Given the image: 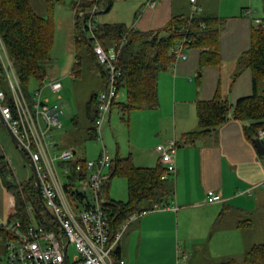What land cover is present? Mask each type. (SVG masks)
I'll list each match as a JSON object with an SVG mask.
<instances>
[{
	"label": "crops",
	"instance_id": "1",
	"mask_svg": "<svg viewBox=\"0 0 264 264\" xmlns=\"http://www.w3.org/2000/svg\"><path fill=\"white\" fill-rule=\"evenodd\" d=\"M173 1L145 0L132 28L140 31L162 28L176 15L175 8L180 9V3L174 8ZM201 3L206 5L208 0H197L202 15L225 20L219 33L222 63L220 66L204 68L197 78L199 50H186V59L177 60L171 70L161 72L158 76V107L138 110L141 114L138 117V129L132 132L135 138L132 142L130 140V147L125 149L126 155L121 158H130L133 165L139 168H152L158 163L165 167L156 152V146L175 140L178 144L173 155L175 171L166 179L173 189V196L168 205L154 207V210L126 223L117 245L119 264L120 261L122 264H178V247L187 253L186 264H201L204 256H208L211 264H234L231 258L233 252L239 253L244 249L241 245V228L250 229L253 224L237 221L223 228L227 217L252 216L264 209V156L259 155L254 143L246 139L243 131L246 123L230 118L193 144H182L183 135L197 129V101L211 100L218 83L221 84L222 97L230 104L252 92V76L248 69L241 70L231 88L229 84L239 57L250 47L252 20L261 18L252 8L253 0H235L224 13L221 6L215 13L212 8L205 10ZM248 10H251L250 14H246ZM102 80L101 90L104 87ZM130 117L128 114L126 118L131 131ZM261 140L264 144V133ZM0 147L5 155L8 152V163L14 160L17 163L18 159H14L1 131ZM14 171L16 173L17 170ZM23 174L26 175L25 172ZM208 191L219 195L222 202L208 203ZM105 196L119 201L111 199L108 190ZM8 198L9 194L0 182V223L10 218ZM220 213H223L221 217ZM216 232L226 233L223 234V241L225 244L230 243L231 247L217 252L212 243Z\"/></svg>",
	"mask_w": 264,
	"mask_h": 264
},
{
	"label": "trees",
	"instance_id": "2",
	"mask_svg": "<svg viewBox=\"0 0 264 264\" xmlns=\"http://www.w3.org/2000/svg\"><path fill=\"white\" fill-rule=\"evenodd\" d=\"M93 4L94 0H79L71 4L74 17V63L70 74L73 79L80 75L84 59L98 65L86 38V31L80 28L82 22L76 20L74 14L76 10L91 9ZM98 4L100 9L109 11L113 0H100ZM53 7V3L48 1L47 16L42 17L34 11L30 0H0V39L25 95L31 79L41 83L47 76L44 64L51 60L54 35ZM262 15L264 24V0H262ZM224 21L221 18L202 14L173 15L162 28L153 31L126 28L124 24H97L95 33L104 48H109L114 43L122 44L117 59L122 74L118 95L120 89L124 88L126 100L116 101L114 105L124 115H128L133 110L157 108L158 76L161 72L173 68L176 60L171 50L178 42L183 43L185 51L199 50L197 78L204 68L220 66L222 59L219 50V33ZM77 35H80V40ZM242 69L251 72V94L230 104L222 97L221 84L218 83L216 93L211 100L197 101V129L183 135V145L193 144L230 118L246 123L243 131L246 139L251 143L258 139L260 132L264 133V26H253L250 47L239 57L229 88L233 86ZM98 94L93 93L87 104V118L91 124L87 132L89 139H95L94 120ZM165 173L166 167L162 163L152 168H139L133 165L130 158H114L103 193L106 195L110 180L118 176L123 177L127 182L128 198L126 201H113L105 196L108 201L105 212L111 242L132 213L141 212L144 208L146 211L154 210V207H164L169 204L173 189L166 180L161 179ZM0 180L6 192L15 196L19 213L23 212L26 201L31 202L37 212H43L36 197L32 177L18 183L1 147ZM222 214L220 213V217ZM7 237H9L8 232L0 225V240ZM119 258V250L116 248L112 252L113 264H118ZM243 262L264 264V242L253 245L246 251Z\"/></svg>",
	"mask_w": 264,
	"mask_h": 264
},
{
	"label": "built area",
	"instance_id": "3",
	"mask_svg": "<svg viewBox=\"0 0 264 264\" xmlns=\"http://www.w3.org/2000/svg\"><path fill=\"white\" fill-rule=\"evenodd\" d=\"M99 1L94 0L91 9L76 10L74 14L76 20L82 22L80 28L86 31V38L104 78V89L96 98L94 120L95 138L103 142V129L117 101L121 83L122 74L117 59L122 44L114 43L104 48L99 42L95 33L96 18L101 12ZM189 2L192 15L201 13L197 0ZM250 13L251 10L246 12ZM252 21L254 27L264 26L262 18H254ZM77 36L80 40V35ZM171 54L176 61L187 58L181 42L172 48ZM4 78L8 82L7 91L2 88ZM45 78L40 83L41 87L27 97L0 39V116L16 137L18 150L34 164L41 199L49 213L56 218H51L44 209L43 212H37L35 206L27 201L23 212L19 213L15 196L10 194V218L0 223L9 234L5 239V258L0 264H113L112 252L117 248L126 223L148 211L132 213L115 234L113 241H110L105 212L108 201L103 187L109 179V169L114 158L107 154L105 146L96 161L81 158L71 149H63L59 155L56 153L58 145L51 133L61 127L60 116L64 113L60 103L50 105L48 98H42V90L46 86L51 93L58 94L62 85L59 80H51L44 85ZM57 99L61 97L58 95ZM262 136L263 132H260L258 139L261 140ZM177 145L175 140H171L156 146V152L166 167L162 180H166L175 171L173 155ZM59 167L63 169V176H66L68 182L63 179ZM106 169L107 173H104ZM73 186L77 189L73 190ZM72 195L76 196L78 204L71 201ZM206 200L211 204L222 202V198L213 191L207 192ZM69 245L75 249L71 259L68 255ZM177 256L178 264H186L187 253L179 247Z\"/></svg>",
	"mask_w": 264,
	"mask_h": 264
},
{
	"label": "rangeland",
	"instance_id": "4",
	"mask_svg": "<svg viewBox=\"0 0 264 264\" xmlns=\"http://www.w3.org/2000/svg\"><path fill=\"white\" fill-rule=\"evenodd\" d=\"M48 1H51L54 5L52 13L54 35L53 46L51 49V60L44 64V68L47 72L44 85H46L49 81L56 79L60 81L62 90L58 94H54L51 93L45 86L42 90V98H48L50 105L60 103L64 113L60 116L61 127L53 130L51 133L53 138L58 143V149L55 151L59 155L63 149H71L75 150L77 155L81 158L88 161H96L103 146H105L106 152L109 156L112 158H121L126 155L124 153L125 149L130 147V143L135 138L132 132L138 129V117L141 115L139 113L140 111L133 110L129 113V116L131 115L130 131L127 125V115L122 116L118 107H113L111 110V121L109 124L106 123L105 128L103 129V142H99L96 138L89 139L87 132L91 124L87 118V104L93 93L98 94L102 91L101 86L103 77H101V70L95 63L89 61L88 59H84L80 75L76 79L72 78L70 73L71 67L74 63L72 38L74 25L71 4L77 0H30V3L38 15L46 17ZM233 1L235 0H208L206 5L201 4L205 10L212 8L215 13L216 11H219L221 6V11L223 10L222 12L224 13V10L230 9ZM143 2H145V0H113L112 8L108 12L101 9V13L98 14L96 18V23L98 25L124 24L126 28H130L137 20L138 10L141 9ZM173 2L174 8L177 3H180V9L175 8L174 10L176 15L182 14L187 16L192 12V6L189 3V0H174ZM261 5L262 3L260 0H253L252 8L256 11V15L262 18L263 15L261 12ZM2 83V88L7 91L8 82L6 78H4ZM40 87L39 82L35 79H31L25 90L26 95H33V93ZM58 95L61 97L60 100L57 99ZM125 100L126 91L122 88L119 91L117 102H124ZM0 131L7 139L9 147L13 152L14 159H18L17 163L16 160L9 162L12 170L18 171H16L17 174L15 171L13 172L14 177L16 178L18 175V182L27 180L32 175L31 170L25 165L24 161H22L1 121ZM163 144L165 143H160V145ZM4 152L5 151H3V154ZM6 153L7 155L4 154V156L8 161L9 154L8 152ZM59 171L65 182H68L67 178H65L66 176H63V169L61 167H59ZM23 172H25L26 175H24ZM104 173H107V169ZM167 184L170 185V182H167ZM72 189L76 190L77 187L73 186ZM108 192L111 199L126 201L128 198L126 180L123 177H113L110 180ZM70 199L73 203L78 204V200L75 195L70 196ZM237 221H249L253 224V228H241V245L245 250L242 249L239 253L238 251H234V254L231 257L234 264H245L243 262V253L248 251L253 245L264 242V209L258 210L252 216L245 215L240 216L239 218L235 215H233V217L229 216L227 217L223 228H228L227 226L230 225L229 223H235ZM223 234L226 233H219L212 239L213 247L217 252H222L224 249H227L228 246L231 247V245H229L230 243L225 244L226 242L223 241L225 240V238L223 239V236H225ZM5 239L0 240V261L5 258ZM210 245L208 247H210ZM74 253L75 249L73 245H69L68 255L70 256V259L73 257ZM201 264H211V261L208 260V256L202 257Z\"/></svg>",
	"mask_w": 264,
	"mask_h": 264
},
{
	"label": "water",
	"instance_id": "5",
	"mask_svg": "<svg viewBox=\"0 0 264 264\" xmlns=\"http://www.w3.org/2000/svg\"><path fill=\"white\" fill-rule=\"evenodd\" d=\"M0 121L4 125V127H5V129H6L7 133H8V136H9L11 142H12V144L18 150L19 143H18L16 137L12 134V132L9 129V127L3 122V120L1 119V116H0ZM254 146H255L257 152L259 153V155L264 156V144H263L262 140H259V139L254 140ZM18 152L22 156L23 160L28 164L29 169L31 170L33 184H34V187H35V190H36V194H37V197H38V200H39V203H40L42 209H44V211L51 218L56 220L55 216L52 215L51 213H49V211L47 210V208L45 207V205H44V203H43V201L41 199V196H40V193H39V183H38L37 173H36V169H35L34 164L28 158H26L21 151L18 150ZM73 153H75V150H73ZM65 250H66V247L64 248V253H65Z\"/></svg>",
	"mask_w": 264,
	"mask_h": 264
}]
</instances>
